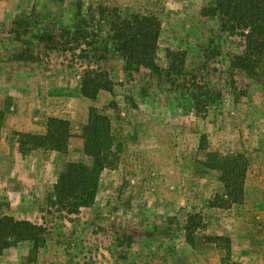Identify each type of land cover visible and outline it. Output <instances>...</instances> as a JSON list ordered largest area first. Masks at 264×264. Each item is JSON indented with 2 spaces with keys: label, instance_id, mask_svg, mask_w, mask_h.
I'll list each match as a JSON object with an SVG mask.
<instances>
[{
  "label": "rangeland",
  "instance_id": "1",
  "mask_svg": "<svg viewBox=\"0 0 264 264\" xmlns=\"http://www.w3.org/2000/svg\"><path fill=\"white\" fill-rule=\"evenodd\" d=\"M214 1L0 0V215L47 230L45 245L11 248L0 264H264V62L257 75L234 65L244 41L202 15ZM79 6L84 14L105 6L158 17L163 74L125 72L112 46L104 68L114 92L83 97L89 61L80 58L89 48L50 52L44 41L63 42L61 27L74 28ZM35 10L37 24L18 40L13 20ZM169 51L186 56L180 72H168ZM194 94L208 104L197 108ZM92 108L111 119L120 151L101 175L95 205L70 213L47 197L67 164H91L84 128ZM50 118L70 123L68 150L22 149L20 135H44ZM210 154L247 159L242 204L221 202V174L204 165ZM198 213L204 227L191 246L184 226ZM213 236L231 238L230 258L221 242H208Z\"/></svg>",
  "mask_w": 264,
  "mask_h": 264
},
{
  "label": "trees",
  "instance_id": "2",
  "mask_svg": "<svg viewBox=\"0 0 264 264\" xmlns=\"http://www.w3.org/2000/svg\"><path fill=\"white\" fill-rule=\"evenodd\" d=\"M50 1L56 4L65 2ZM201 13L206 17L221 19L223 33L243 39L245 50L236 56L234 65L243 72L257 75L264 62V0H215L210 6L204 7ZM37 15L35 10L31 14L23 13L15 17L12 33H15L18 40L30 34V30L37 24ZM107 28L112 30V34H103ZM161 33V21L154 15L122 16L117 10L105 6H98L96 10L90 7L88 14H84L82 6H79L74 28L61 27V38L64 41L58 44L52 38L44 41H47L45 50L50 52L60 50L75 53L79 49L89 48L82 50L83 56L80 58L89 61L88 66H83L80 76L81 94L86 99L96 100L103 91L111 94L114 92V82L104 68L112 46L119 50L125 72L146 69L155 75L163 74L157 63ZM19 58L32 63L39 60L35 55L26 53ZM167 58L170 61L169 73L180 72L185 68L184 54L169 51ZM193 97L197 108L208 104L200 102L195 94ZM20 136L19 145L22 149L32 147L34 150L46 149L65 153L69 147L70 123L59 118H50L44 135ZM84 151L92 159L91 164L66 165L47 197L50 206L70 213L93 207L100 191L102 173L117 160L120 148L113 133L112 121L108 116L101 115L96 108L90 110L89 121L84 128ZM204 165L221 174L220 179L227 196V200L221 198V202L227 205L244 202L248 162L243 155L220 157L210 154ZM215 205L213 202L212 206ZM203 227L202 214L188 215L184 231L191 246L196 244L195 234ZM46 233L44 226L0 215V258L5 251L23 243L33 244L36 249L42 247L46 243ZM207 239L211 244L223 246L227 256L231 257V238L213 236Z\"/></svg>",
  "mask_w": 264,
  "mask_h": 264
}]
</instances>
